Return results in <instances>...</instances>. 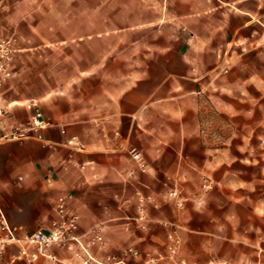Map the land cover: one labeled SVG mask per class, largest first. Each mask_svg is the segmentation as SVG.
Returning a JSON list of instances; mask_svg holds the SVG:
<instances>
[{"label":"crops","instance_id":"1","mask_svg":"<svg viewBox=\"0 0 264 264\" xmlns=\"http://www.w3.org/2000/svg\"><path fill=\"white\" fill-rule=\"evenodd\" d=\"M24 3L43 6L49 0ZM84 5L83 14L37 15L35 24L32 14L1 16L2 33L24 27L22 37L37 39L43 52L37 75L16 80L20 90L5 91L2 122L25 125L35 106L51 125L41 131L50 146L34 139L0 140V228L6 225L19 238L48 229L56 200L71 195L77 233L97 225L103 237L102 249H90L98 261L264 264L263 217L226 201L225 191L209 192L198 202L199 179L215 164L210 150L216 149L202 142L204 130L197 124L211 92L232 94L245 87L264 95V0H84ZM72 22L84 29L66 31ZM50 46L54 52L69 50L71 77L47 78L44 54ZM70 137L84 149L66 147ZM173 189L186 201L181 209L165 202ZM139 198L144 215L179 228L173 257L166 253L165 229L151 223L141 231L130 222ZM126 248L138 256L123 253ZM77 250L51 249L57 264H80ZM17 256L15 245L0 247V264H29ZM35 264L51 263L40 258Z\"/></svg>","mask_w":264,"mask_h":264},{"label":"rangeland","instance_id":"2","mask_svg":"<svg viewBox=\"0 0 264 264\" xmlns=\"http://www.w3.org/2000/svg\"><path fill=\"white\" fill-rule=\"evenodd\" d=\"M10 1V2H9ZM7 6L4 1L0 4V20L2 14L7 12H15L18 16H27L32 14L35 18L32 22H37V15L52 14L53 12L61 15L83 14L85 12L84 0H72V5H59L58 1L49 0L47 5L39 6L38 4H25L26 0H9ZM68 1V0H66ZM23 4H22V3ZM12 3V4H11ZM20 3V5H16ZM55 3V4H53ZM57 3V4H56ZM93 9L96 7V1L93 2ZM11 4V5H10ZM4 7L6 9L4 10ZM51 24L52 22H47ZM79 22H72L70 26H66V31L83 30L84 27ZM3 23L0 25V64H3L10 76L1 80L2 72L0 71V106L6 105L3 102L6 90H20V83L16 80L22 77H34L38 70L42 67L43 59L40 55L43 53L37 39H24L27 36L28 29L24 27L14 26L12 33L7 35L2 33ZM64 28V29H65ZM4 31V30H3ZM19 31V33L17 32ZM22 38V39H21ZM68 41V40H67ZM54 47L50 46L48 52L44 55L45 70L47 78L52 81L54 76L71 77L72 69L68 66L71 61L70 53L57 52ZM67 51V48H65ZM77 56L83 57V54ZM56 64V66H54ZM61 73V74H60ZM16 83V84H15ZM32 86L30 87V89ZM239 89V88H238ZM242 92L236 90L235 93L229 94L225 90L211 92L210 97H204L201 105L200 115L197 118V124L204 130L201 134L202 142L215 147V151L210 150L216 157L214 165L206 167L204 175H201L198 183L199 203L205 198V195L214 190L225 191L224 199L236 205H246L254 209L255 217L264 218V95L261 97L259 93ZM36 87L31 93H35ZM212 93L216 94L215 99ZM231 97L232 102L230 103ZM5 108H0V121L5 116ZM3 124V122H2ZM5 130L10 126L3 124ZM213 144V145H212ZM211 157V155H209ZM174 184V183H173ZM207 187V188H206ZM175 192V193H174ZM174 193V196H169ZM166 193L165 202H171L175 209H181L185 200L179 193L172 190ZM181 203V204H180ZM138 216L134 214L130 220L132 223ZM145 231L151 223H155L166 230V253L168 257H173L178 253L180 237L176 232L179 230L176 224L167 220H153L146 214ZM171 235L172 239L168 236ZM93 248V247H92ZM171 248V249H170ZM91 249V248H90ZM173 250V252H172ZM123 253H132L138 256V252L131 248H126ZM109 260L101 261L105 264H112V257ZM180 264V263H179ZM183 264V263H181Z\"/></svg>","mask_w":264,"mask_h":264},{"label":"built area","instance_id":"3","mask_svg":"<svg viewBox=\"0 0 264 264\" xmlns=\"http://www.w3.org/2000/svg\"><path fill=\"white\" fill-rule=\"evenodd\" d=\"M0 71L2 72L1 80L10 76V73L3 64H0ZM33 108L34 111L25 125H13L10 126L8 130H5L0 121V140L19 142L34 139L44 146H50L49 143L43 139L41 131L51 124L44 119L40 110L35 106H33ZM64 132L65 131L62 129L61 134H64ZM64 145L71 150L72 148L77 151H82L84 149L83 144L80 143L76 137H70L65 141ZM133 158H138V155L134 154ZM174 195V193L169 194V196ZM71 200V195H62L56 200L54 206L55 218L51 221L48 229H37L19 238L16 236L15 230H10L6 225L2 224L0 231L5 232L6 238L5 240L0 239V247H3L5 244L15 245L18 248V256L16 258L25 260L29 264H35L40 258L46 259L51 264H57L59 260L56 255L52 253L51 249L53 247H65L72 250V245H75L78 250L74 252V255L81 259L80 264H105L104 262L96 260L90 252V248L92 247H97L98 249L104 247V240L98 226L95 225L85 234L79 235L77 233L78 215L70 208ZM143 200L142 198L138 199V216L135 219L141 229L146 228L141 205ZM168 238L172 239V236L169 235ZM106 260H109V258ZM12 262H14V260L8 261L5 264H12Z\"/></svg>","mask_w":264,"mask_h":264}]
</instances>
